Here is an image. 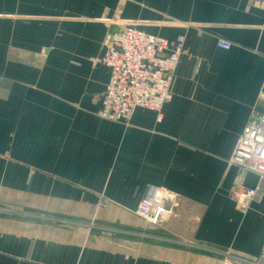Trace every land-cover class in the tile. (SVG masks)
<instances>
[{
  "label": "crops",
  "instance_id": "0c3cea01",
  "mask_svg": "<svg viewBox=\"0 0 264 264\" xmlns=\"http://www.w3.org/2000/svg\"><path fill=\"white\" fill-rule=\"evenodd\" d=\"M128 24L183 36L187 54L161 119L138 108L125 126L98 111L105 44ZM253 110L264 10L250 0H0V264L257 259L264 190L246 213L228 196L237 178L258 183L228 164ZM149 185L176 195L159 224L134 213Z\"/></svg>",
  "mask_w": 264,
  "mask_h": 264
},
{
  "label": "built area",
  "instance_id": "2783aa9c",
  "mask_svg": "<svg viewBox=\"0 0 264 264\" xmlns=\"http://www.w3.org/2000/svg\"><path fill=\"white\" fill-rule=\"evenodd\" d=\"M264 10V0H250ZM122 11L117 10V15ZM120 23V21H118ZM121 24V23H120ZM230 41L218 39L216 47L228 51ZM187 54L184 37L178 36L174 43L148 34L133 25H124L105 44L100 63L109 70L105 91L100 98L98 116L102 119L130 125L134 111L138 108L162 117L165 102L171 98V83L181 55ZM228 164L242 172H251L258 177V183L249 187L237 178L229 189L228 196L241 213H246L252 202L261 198L264 190V114L253 110L249 120L237 139ZM176 195L171 191L149 185L138 202L135 215L151 224L164 222L172 215ZM107 204L100 197L98 207ZM0 206V213L8 212ZM244 264H264V247L257 259L243 260ZM221 264H242L224 258Z\"/></svg>",
  "mask_w": 264,
  "mask_h": 264
}]
</instances>
